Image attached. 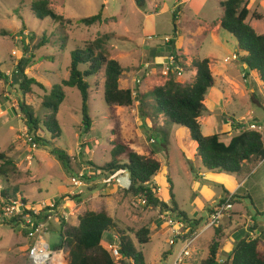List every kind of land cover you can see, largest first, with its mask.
I'll use <instances>...</instances> for the list:
<instances>
[{
  "label": "rangeland",
  "instance_id": "rangeland-1",
  "mask_svg": "<svg viewBox=\"0 0 264 264\" xmlns=\"http://www.w3.org/2000/svg\"><path fill=\"white\" fill-rule=\"evenodd\" d=\"M34 1L37 0H0V70L7 78L0 81V153L6 154L17 164V172H11L7 181L0 178V192L6 189L9 194L22 196L33 206L41 201L63 199L67 201L66 212L70 213L69 221L65 224L70 227L76 226L78 217L86 211H106L110 217L134 231L150 227V241L142 248L146 264H173L182 243L176 241L170 247L172 233L168 227L160 225L159 212L142 206L138 198L125 192L129 185L128 174L100 172L92 177L90 173L91 164L103 167L110 161L113 131L139 155H146L149 151L154 153L161 167L151 185L169 208L173 207L170 198L172 186L178 209L191 221L199 223L198 231L206 223L210 207L219 201L224 190L233 192L241 175L238 178L239 175L221 173L213 177L203 167L186 129L168 123L163 116L143 120L138 103L130 107L108 108L103 101L102 73L86 79L91 86L88 115L92 127L88 134H84L82 129L81 97L75 88L63 89L65 100L57 115L61 137L51 140L49 134L38 132L40 137L52 142V145L44 147L30 142L18 102L23 101L42 119L46 114L41 106L42 98L46 90L68 78L70 53L108 35L109 40L103 51L108 60L117 61L123 70L119 80L120 89H138L146 93L170 79L183 85L191 84L195 76L192 62L209 59L215 84L207 91L205 98L207 106L214 107V111L212 117L208 118L205 111L199 119L202 134H215L219 131V122L225 125L224 119L231 120L230 116L235 119L244 116V121H254L264 126V105H255L254 95L244 86L243 73L239 74L237 69L231 70V58L237 53V43L219 26L222 15L219 3L225 0H47L48 8L63 19L72 20L71 25H60L50 18L39 20L31 11ZM253 11L264 14V0ZM100 12L104 20L101 24L87 27L77 23ZM173 12L178 16L176 21ZM247 22L258 34H264V22L256 23L251 17ZM174 26L177 38L180 36L183 52L187 54L181 57L183 68H188L187 65L191 68L190 71L184 69L181 78L172 75L163 77L161 59L147 58L143 49L160 43L164 45V37L175 36ZM43 37L47 39L46 45L39 47ZM239 55L237 63L241 59ZM21 59L29 60V77L41 84L45 91L34 85L32 92L23 96L13 84L12 74ZM226 59L229 62H225ZM145 65H148L146 72L149 76L141 73ZM137 78H140V84L135 86L134 80ZM256 81L255 87L261 96L259 101L264 102V85L259 83V79ZM221 85L228 91L227 97ZM231 97H234L233 103L230 102ZM145 112L152 113L150 109ZM222 114L227 117L221 118ZM244 121L238 124H245ZM225 136H220L223 142H227ZM52 148H60L70 158V173L51 156ZM79 175H82L81 179L87 187L84 194L68 201L66 196L72 189L70 178ZM255 200L259 205L261 200L257 197ZM244 203L242 206L236 201L233 211L254 215L250 199H245ZM256 219L262 221L259 216ZM118 222L119 228H122ZM239 223V219H232L228 228L234 224L235 232L241 228ZM216 229L212 230L213 235L208 231L196 240L187 264H200L206 258ZM57 236L49 233L45 239L52 244V241H58ZM114 236V233H105L102 247L108 248L114 244ZM28 243L18 227L8 226L0 220V264H30L26 256ZM260 248L264 252V243ZM226 254L220 246L217 258L221 264L228 262L229 256Z\"/></svg>",
  "mask_w": 264,
  "mask_h": 264
},
{
  "label": "trees",
  "instance_id": "trees-1",
  "mask_svg": "<svg viewBox=\"0 0 264 264\" xmlns=\"http://www.w3.org/2000/svg\"><path fill=\"white\" fill-rule=\"evenodd\" d=\"M48 4L47 0L32 2L31 11L34 16L42 21L50 18L60 25H71L73 23L70 19H63L56 15L48 8ZM220 7L222 9L220 28L235 39L237 43L236 54H243L240 63L244 66L245 79L247 80L250 74H254L264 84V34H257L247 22V18L251 15V12L247 9V3L244 0H225L220 3ZM252 17L257 21L264 19L261 14L253 13ZM177 18V13L173 12L174 21ZM103 21L102 12H100L96 16L78 20L77 23L88 27L96 23L101 24ZM174 34L175 36L170 38L167 45L170 51L164 54L157 53L153 58L162 59L169 55L182 57L175 49V26ZM45 37L38 44L39 47L46 45L47 39ZM52 37H54L53 34ZM108 40V35L103 36L70 53L71 61L68 68V78L60 84L54 85L49 91L46 90L42 98L41 106L46 111L42 119H39L33 109L23 101L18 102L19 112L25 118L27 135L33 145L39 147L52 145V142L40 137L38 132L49 134L51 140H58L61 137L57 115L61 104L65 100L64 88H75L79 92L82 129L84 134L91 131L92 120L88 115L91 86L86 79L96 77L102 73L103 101L108 108L113 106L130 107L134 103H138L141 106L140 111L143 120L163 116L168 123L186 129L191 141L196 145L197 155L200 157L203 167L208 172L238 175L245 162H264V133L242 130L244 124L233 122V125L230 126L234 130L237 129V131H235L228 144L221 141L220 136L222 134L218 132L211 136L202 134L199 119L206 111L204 101L207 91L213 88L215 83L208 59L192 62L191 68L195 70V76L191 84L183 85L170 79L162 86L155 87L146 93H141L136 89L137 95L133 97L132 90H122L119 87V80L123 72L120 64L115 60H108L104 55V46ZM146 56L148 58V55ZM28 63L29 60H19L12 74L13 84L18 87L23 96L30 94L34 85L45 91L41 84L29 77L27 72ZM189 68L184 69L190 71L191 68ZM6 79V76L0 70V81H6ZM258 105L262 106L264 102L259 101ZM147 109H150L152 113L145 112ZM117 135L113 131V140L110 142V161L103 167H95L91 164L90 173L92 177L100 172L110 175L127 173L129 185L125 192L128 195L146 200V207L153 211L162 213L169 209L173 213H178L188 225L198 227V222L191 221L183 211L178 209L172 194V186H170L172 208H169L158 197L155 187L151 185L152 179L157 176L161 167L154 153L149 151L146 155H139L128 144L123 143ZM51 156L62 165L67 173L71 172V160L60 148H52ZM11 172H17L16 162L6 154L0 153V178L7 181ZM84 178L86 179V177ZM229 195V192L224 190L220 201H224ZM16 196L15 193L9 194L6 189L1 191L0 208L10 204L11 201L16 199ZM239 199L240 197L234 194L231 203L234 204ZM249 199L256 216L264 217V200L258 205L256 200L251 197ZM59 200L61 199H56L57 202ZM21 202L22 204L27 203L23 198ZM24 213H27V211L24 210ZM1 214L2 210H0ZM231 219L225 220L224 222L227 225L220 224L214 231L215 238L208 247L206 258L200 264H221L217 258L221 246L220 241L224 236V231L228 229ZM20 220L21 216H17L11 221L3 219L1 223L17 227ZM116 222L118 221L110 217L106 211H86L78 217L76 226L70 227L65 223L61 224L60 231L64 239L61 245H65L68 251L70 264H115L109 253L102 247L103 236L109 232L118 236L119 252L122 257L121 264L127 262L146 264L142 248L150 241L151 228L144 227L134 231L118 222L122 226V228H119ZM160 225L162 226V224ZM249 237L247 232H244V235L235 237V244L226 264H264V254L258 251L259 244L264 242V231L254 239Z\"/></svg>",
  "mask_w": 264,
  "mask_h": 264
},
{
  "label": "built area",
  "instance_id": "built-area-1",
  "mask_svg": "<svg viewBox=\"0 0 264 264\" xmlns=\"http://www.w3.org/2000/svg\"><path fill=\"white\" fill-rule=\"evenodd\" d=\"M151 38H149L150 40ZM164 46H167L170 42L169 37L162 39ZM236 53L232 55L231 60L237 61ZM225 62H229L228 59ZM163 77L169 75L175 78H181L184 75V66L182 60L177 55H169L161 60ZM148 65L143 68L144 76H149L147 71ZM242 80L245 83V75L242 74ZM135 86L140 84V78L134 80ZM132 95L135 97L137 91L132 90ZM244 124V123H243ZM230 125H233L230 122ZM257 131L264 133V127L256 125L254 123L246 122L243 130ZM30 140V139H29ZM31 142V140H30ZM153 143V141H151ZM82 175L71 176L70 185L71 190L66 196V199H74V196L84 194V190L87 187L82 179ZM232 195H229L224 201H218L214 207L211 208V212L208 215L206 223L200 231L198 227L188 225L178 213H173L171 210L163 211L159 213L158 220L164 227H168L172 233V239L169 241V246L172 247L176 244V241L182 243V248L178 252L173 264H187V260L191 258V247L196 240L207 230H214L219 227L225 220L231 219L233 216V204L231 203ZM22 197L16 196V199L11 201L10 204L2 208V214L0 220H14L15 217L21 216V220L18 221L17 227L20 229L24 237L28 240V248L26 256L30 264H70L68 251L65 245H61L64 241L61 236L60 226L63 223H68L70 213L66 212V203L63 199L57 202L54 201H41L36 206L33 204H22ZM142 206L146 207V200L139 199ZM30 205V206H29ZM24 210L27 213H24ZM72 214V213H71ZM56 224V225H55ZM163 227V228H164ZM192 227V229H191ZM58 229V230H55ZM58 235L57 242L52 241L50 244L45 237L49 234ZM251 233V232H250ZM249 233V238L252 239V235ZM114 244L104 248L112 258L115 264H121V254L119 252V239L118 236H114ZM125 264H132L127 262Z\"/></svg>",
  "mask_w": 264,
  "mask_h": 264
},
{
  "label": "crops",
  "instance_id": "crops-1",
  "mask_svg": "<svg viewBox=\"0 0 264 264\" xmlns=\"http://www.w3.org/2000/svg\"><path fill=\"white\" fill-rule=\"evenodd\" d=\"M244 1L247 3V9L251 12V15L249 17H251L252 19H254L252 17V14L253 13H255V14H261L262 16H264V14H262V13H258L257 11H253L254 8L256 10H257V8H259V6L261 4V0H244ZM220 3H219V6H220ZM178 6H180V4ZM220 9H221V7H220ZM221 17H222V15L220 16V19H221ZM255 22L256 23H262V22H264V19H261L260 21L255 20ZM257 25L258 24H256V26ZM219 26H220V22H219ZM251 27L254 29L253 26H251ZM255 32H256V30H255ZM259 35H261V34H259ZM179 39H180V36L178 35V38H177V34H176L175 49L178 51V54L183 57V56H186L187 54H186V52H183V48H182L181 43H179ZM143 49L146 50L145 51L146 52L145 55H148V58L150 57L151 60H160L161 58L160 59L159 58H153L154 55L156 56L157 53L164 54V53L170 51V48H166L164 45H161V43L160 44H157L155 46H146ZM238 55H239V53H238ZM239 56L242 57L243 54L240 53ZM209 62H210V60H209ZM186 67H189V66L187 65ZM209 67H210V70L212 71L211 62L209 64ZM231 67H232L231 70L237 69V71L239 72V74H242L243 73V67L244 66L240 62L237 63V61H233V64L231 65ZM227 70H228V68L226 69V71ZM240 72H242V73H240ZM194 73H195V70H194ZM256 80H258V77H256L254 74H250V76L247 78L244 86H245V88H247V90L248 89L250 90L251 95H254V97L256 99V102H257L255 105H258L259 98L261 96L259 97L258 90L256 89L257 86L255 87V85L257 84V81ZM253 81H255L256 83H254ZM259 83L261 85H264V84H262L260 82V80H259ZM235 86L238 87V84H235ZM221 88L223 89V88H225V86H222ZM223 91H224V95L226 96V94L228 93V91H225L224 89H223ZM229 94H230V92H229ZM230 100L229 101L233 103L234 97H231ZM204 105H205V108L207 109L206 110L207 111V117L208 118L212 117L211 114H213L212 112L214 111L213 110L214 107L211 108V107L207 106L208 105V101L206 100V98H205ZM210 109H212V110H210ZM222 117L225 118L227 116H225V115L222 114L221 118ZM230 119L231 120H229L228 118L224 119V123L226 122L225 125L222 123V121L219 122V125L220 126H219L218 133L219 134H225L226 135L225 137H226V141L227 142H224L225 144H228L229 143L231 137L235 134V131H237V129L234 130L233 128H231L230 122H232V123L233 122H235V123H241V120L244 121V116L239 117L238 119H235L234 116H232V117L230 116ZM199 122H200V120H199ZM244 122H247V121H244ZM249 122H251V121H249ZM253 123L256 124V125L262 126V125H260V124H258L256 122H254V121H253ZM221 124H223L224 126L221 125ZM227 125L229 126V128H228L229 130L225 128ZM262 127H264V126H262ZM195 147H196V145H195ZM210 174H212L213 177H214V174H216V173H210ZM243 174H245L244 177H243ZM238 175H239L238 178L241 175V180H240V182L237 183V185H236L235 189L233 190V192L231 191V192H229V194L230 195L237 194L240 197V199L238 201H239L240 204H242V206H243V204H246V203H244V201H245V199H249V197H251L253 200H255V197H257V199H259V201L261 200V202H262V200H264V162H261V163H254V162H251V161L250 162H245L242 165V170H241L240 174H238ZM202 176H204V174ZM220 199H219V201H220ZM214 206H215V204L212 207H214ZM212 207H210V209L208 210V215L210 214ZM246 209H247V206H246ZM247 213L248 214L243 215L242 213H239L238 214V213H236V212L233 211L232 219H236V220L239 219L240 223L238 225H240L241 228L239 230H237V231L234 232L235 227L233 226L234 225L233 224L227 230L224 231V236H223L222 243H221V251L225 250V252L227 253L226 254L227 257L229 256V254L231 253V251H232V249L234 247V244H235L234 239H235L236 236H238V235H244V232H247V233H250L251 232L250 234L252 235V239H254L258 235H260V233L262 231H264V217L259 216V217H261L262 221H257L256 214L253 215V214H251L249 212H247ZM232 219H231V221H232ZM208 231H211V234L213 235L212 230H207V231H205V233L208 232ZM262 243H264V242H261L259 244V246H258V251L259 252H262V250L260 248V245ZM262 253H264V252H262Z\"/></svg>",
  "mask_w": 264,
  "mask_h": 264
}]
</instances>
